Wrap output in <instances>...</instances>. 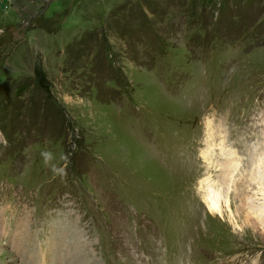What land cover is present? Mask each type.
Returning a JSON list of instances; mask_svg holds the SVG:
<instances>
[{
	"label": "rangeland",
	"instance_id": "rangeland-1",
	"mask_svg": "<svg viewBox=\"0 0 264 264\" xmlns=\"http://www.w3.org/2000/svg\"><path fill=\"white\" fill-rule=\"evenodd\" d=\"M261 153L264 0H0V264H264Z\"/></svg>",
	"mask_w": 264,
	"mask_h": 264
},
{
	"label": "bare ground",
	"instance_id": "bare-ground-1",
	"mask_svg": "<svg viewBox=\"0 0 264 264\" xmlns=\"http://www.w3.org/2000/svg\"><path fill=\"white\" fill-rule=\"evenodd\" d=\"M222 152V151H221ZM220 153V152H219ZM218 153V154H219ZM222 154V153H221ZM224 154V153H223ZM228 155V154H226ZM230 155V154H229ZM202 156V155H201ZM221 157V156H220ZM218 158V157H217ZM222 158V157H221ZM227 158V157H226ZM215 159V158H214ZM221 160V159H220ZM227 161V160H226ZM248 161V160H247ZM232 162V161H231ZM250 164V167L251 165L254 167V165L256 166V169H249L248 171H244L243 173H239V177L238 179L241 177V178H245V181H243V185L245 187L247 186H250V183L251 184H255L257 186V191L256 192H252L251 194V197H247L245 198L244 202H242L241 205H235L234 207L237 208V210H235L236 212L241 210V209H245L247 208L248 210H250L251 214L253 215H256L257 217L258 216H261L260 213H261V208L264 207V200L261 202V203H256V198L255 196L257 195L258 192H261L262 195H264V156H263V153H261L260 155L256 156V157H252L251 158V162H249ZM216 165V164H215ZM239 165V164H237ZM236 165V166H237ZM248 165V166H249ZM228 166V165H227ZM235 166V167H236ZM220 167V165H219ZM219 167H216V168H219ZM232 167V166H231ZM238 167H241V166H238ZM234 168V166L232 167V169ZM231 169V170H232ZM242 169V168H241ZM219 170V169H218ZM225 170V169H224ZM226 171V170H225ZM224 171V172H225ZM217 176V175H216ZM228 175H226L227 177ZM224 178V175L222 176ZM227 179V178H226ZM223 180L221 179L220 177V181L217 185V187L215 186H208L205 194H204V202L206 204V207L208 208V210L211 212V213H219V214H222V207H230V204L233 202L232 201V193L229 194V192H232L233 191V188H232V184L234 182H236L234 180V175L230 174L229 175V179L228 180ZM237 180V179H236ZM241 180V179H239ZM241 184V183H240ZM220 185V186H219ZM247 189V188H246ZM250 193V192H248ZM242 196V195H241ZM245 197V196H244ZM263 197V196H262ZM235 198V197H234ZM233 198V199H234ZM239 200V199H238ZM240 207V208H239ZM230 212V211H229ZM248 213V212H247ZM241 214V213H240ZM249 215V214H248ZM251 215V216H252ZM253 215V216H254ZM250 217V216H249ZM256 217V218H257ZM261 218V217H260ZM259 218V219H260ZM258 219V218H257ZM256 219V220H257ZM260 221V220H259ZM58 244V243H57ZM1 247V246H0ZM57 247V246H56ZM61 247V246H60ZM78 248V247H77ZM4 250V248H2ZM59 249V248H58ZM57 249V250H58ZM64 249V248H63ZM60 250V249H59ZM66 251V249H65ZM56 253V256H59V253L55 252ZM1 255L3 254V252L0 253ZM63 254V253H62ZM36 253V250H35V253H33V256L30 257L29 259H31V263L32 264H45L42 260L41 257H38V255ZM42 255V254H41ZM69 255V254H68ZM43 256V255H42ZM24 258V257H22ZM44 258V257H43ZM63 259V258H62ZM65 259V258H64ZM26 259H22L21 260V264H24V261ZM12 260H8L7 263H11ZM28 261V260H26ZM25 261V263H27ZM67 261V260H66ZM1 262V261H0ZM46 262V261H45ZM62 263V262H61ZM66 263V262H65ZM69 263V262H68ZM47 264V263H46ZM70 264V263H69ZM77 264V263H76Z\"/></svg>",
	"mask_w": 264,
	"mask_h": 264
},
{
	"label": "clouds",
	"instance_id": "clouds-1",
	"mask_svg": "<svg viewBox=\"0 0 264 264\" xmlns=\"http://www.w3.org/2000/svg\"><path fill=\"white\" fill-rule=\"evenodd\" d=\"M43 155H44V157H45V159L47 160V159H50V153H48V152H45V153H43ZM55 170V169H54ZM62 171V170H61Z\"/></svg>",
	"mask_w": 264,
	"mask_h": 264
}]
</instances>
